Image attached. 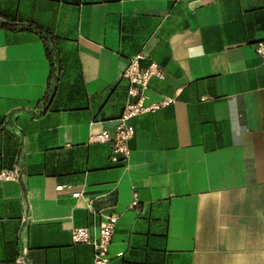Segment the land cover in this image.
I'll return each instance as SVG.
<instances>
[{"label":"crops","instance_id":"1","mask_svg":"<svg viewBox=\"0 0 264 264\" xmlns=\"http://www.w3.org/2000/svg\"><path fill=\"white\" fill-rule=\"evenodd\" d=\"M38 26L54 37L53 71ZM264 0H0V264H264ZM154 62L129 156V58ZM77 192V194H74ZM137 204L131 206V201Z\"/></svg>","mask_w":264,"mask_h":264},{"label":"built area","instance_id":"2","mask_svg":"<svg viewBox=\"0 0 264 264\" xmlns=\"http://www.w3.org/2000/svg\"><path fill=\"white\" fill-rule=\"evenodd\" d=\"M256 53L264 58V40L257 41L254 44ZM139 55L129 58L121 77L128 82L127 93L129 100L125 103L119 121L114 133L102 130L96 136H92L95 141L108 142L110 144V158L114 162L126 160L129 156L128 141L133 135V126L131 118L140 112L151 111L160 106L171 102L172 98L165 97L160 101L146 103L149 79L152 76L162 77L163 72L159 67L151 62L147 66H141ZM15 169L0 170V179L7 180L17 176ZM74 194H77L75 192ZM137 204V200L131 201V206ZM117 221L116 214H109L100 222L97 234L92 235L86 226H78L71 230L73 242H84L90 244L94 249L93 264H109L108 244L111 240ZM22 254L15 258L16 264H23Z\"/></svg>","mask_w":264,"mask_h":264},{"label":"trees","instance_id":"3","mask_svg":"<svg viewBox=\"0 0 264 264\" xmlns=\"http://www.w3.org/2000/svg\"><path fill=\"white\" fill-rule=\"evenodd\" d=\"M34 29L38 31L40 34L42 41L45 45V50H46V55L50 61L51 64V72L53 71V60H52V50L48 46V42L51 41L53 42L55 40V37L47 30H44L38 26H34Z\"/></svg>","mask_w":264,"mask_h":264}]
</instances>
